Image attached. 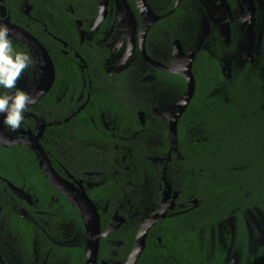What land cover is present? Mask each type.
I'll list each match as a JSON object with an SVG mask.
<instances>
[{
	"label": "trees",
	"instance_id": "trees-1",
	"mask_svg": "<svg viewBox=\"0 0 264 264\" xmlns=\"http://www.w3.org/2000/svg\"><path fill=\"white\" fill-rule=\"evenodd\" d=\"M228 1L232 9L238 8L237 0ZM232 23L234 35L236 25L234 21ZM215 39L210 40H213L215 56L203 50L194 62L195 93L179 120V153H172L173 165L168 164L166 169L171 184L180 191L177 208L173 215L151 228L136 264H225L227 250L221 246L218 237L212 238V232L231 217L236 223L233 249L238 251L240 264H264V244L253 255L249 253L245 219L249 210L264 214V34L261 54L241 63L232 76L225 74L224 67L225 53H234V46L222 45L218 35ZM13 47L21 51L17 42H13ZM54 63L58 73L59 63L57 60ZM116 77L122 79L125 75L121 73ZM128 78L131 79V75ZM59 83L55 81L51 93L29 110L38 109V116L50 120L56 118V114L43 112L47 101L56 110L55 94ZM70 83L71 86L77 83V88L81 86L80 81ZM175 85L176 99H179L187 89V82L182 76L175 75ZM142 89H145L144 94L151 93L147 85L138 81H93L91 100L95 103L94 109L87 106L71 122L62 124L66 132L71 131L78 138L83 136L87 143L119 145L117 149L109 148L108 153L103 149L104 155L98 156L93 169L102 171L107 178L90 191L91 198L101 205L102 228L110 223L116 211L122 212V205L127 209V221L122 227L101 239L100 257L115 262L127 259L143 218L161 194L159 175L165 165L151 162L148 157L166 156L172 145L164 120L158 122L157 118H151L144 125L139 123L136 112L146 110L140 105ZM6 91L0 89V94ZM100 109L118 113V130L110 131L103 126ZM92 110L95 123L89 117ZM29 120L26 117L22 125ZM191 128H199L204 136L192 140L186 138ZM61 129L56 130L54 136L56 133L62 135ZM136 131L138 135L133 138ZM120 135L129 140L122 141ZM156 140L157 147L147 146ZM125 154L129 171L121 170L122 164H118ZM116 170L117 175L108 178ZM7 181L31 193L38 200L37 208L18 198L7 186ZM139 186L143 187V193L138 192ZM194 200L197 203H193ZM106 204H109L108 208ZM0 207V241L20 246L25 258L31 254L29 240L32 236L37 241L41 234L46 238L47 235L59 238L62 224L68 220L78 221L85 233L84 222L76 208L46 180L35 153L24 144L0 146ZM22 210H29L30 215H24ZM110 239L123 243L116 245L110 243ZM231 241L229 236L228 243ZM47 242L48 248H52L53 244L48 239ZM67 250L64 247L57 250L54 246L52 259ZM70 253L69 264H85L84 246L70 248Z\"/></svg>",
	"mask_w": 264,
	"mask_h": 264
},
{
	"label": "flooded vegetation",
	"instance_id": "flooded-vegetation-1",
	"mask_svg": "<svg viewBox=\"0 0 264 264\" xmlns=\"http://www.w3.org/2000/svg\"><path fill=\"white\" fill-rule=\"evenodd\" d=\"M204 1L205 0H0V21L9 19L11 23L27 30L44 44L53 63L55 60L59 63V72H56V78L54 80L60 81L58 92L55 94L57 97L56 110L53 109L52 103L47 101L43 112L48 115L56 114L57 117L50 120L48 117L44 118L38 116V109L28 110L25 114V118L28 117L30 119L29 122L24 126L22 125L17 131H11V133H9L14 136H19L21 135L19 133L20 130L25 129L30 131L32 135H36L40 131V127L44 125L43 133L39 140L49 158L51 167L63 180L69 181L74 184V186L84 189L91 198L90 191L100 185L103 179L107 178L103 175L102 171L93 169L94 166L97 165L98 156L104 155V152L108 153L109 148L117 149L119 145L115 144V147H113L107 146L108 144L105 142H100V147L99 144L95 142L87 143L85 142L87 140L83 136L82 138H78L75 137L71 131L66 132L62 124L71 122L74 117L79 116L87 106H89V109H94L95 103L91 100L93 81H138L139 84L147 85V87L151 89V93L147 94H144L145 89H142V91L144 90L143 94L139 97V99H141L140 105L146 107V110L140 109L136 112L139 123L144 125L147 120L151 118H157L158 122H161V119L166 122L169 132L167 118L161 116L158 111L171 107L182 97L176 99L175 75L180 74L168 70V68L172 67L175 60L178 42L184 53H188L195 49L196 55L193 61L194 65L199 52L205 50L209 53V49L207 48L209 45L213 51V53H209V55L215 56L212 45L213 40L210 42L211 39L216 40L215 35H218L222 45L223 43L225 44V42H231L230 39L232 37V43L230 45L226 44L229 47L234 44L236 40V34L233 35L232 29V22L234 21L236 25V21L231 19L229 22L226 15L224 16V22L214 19L207 9L205 11L204 7L207 8V5ZM147 7L150 8L151 12L156 17L151 23L143 43L149 59L144 55L141 41L143 29L146 28L147 18L149 20L154 18L152 14H148ZM232 10L234 11V9ZM206 12L209 19L219 26L218 32L220 36L216 30L213 31V24L208 20ZM131 27H133L134 31H132ZM223 29L226 30L225 34L223 33ZM227 34L228 37L226 36ZM12 41L19 44L21 51L28 52L34 58L32 51L27 45L13 39ZM53 53L55 55V60L54 57H52ZM36 70L37 65L35 61L33 69L26 70L21 74L16 88L29 94L33 90L34 85L29 90L25 85L27 81H37ZM121 73H123L125 77L122 79L116 77ZM34 74L35 78L33 77ZM129 75H131V79L128 78ZM70 81H80L81 86L77 88V83L71 86ZM185 81L187 82L186 79ZM54 84L48 93H51ZM13 91H15V89ZM155 101L158 102V105L155 104ZM39 102L40 101L29 106V108L36 107ZM142 112L144 114V123L141 122L142 118L139 115ZM93 113L94 111L92 110L89 117L90 120L95 123ZM110 113L111 112L106 113L100 109L101 122L103 126L110 131L115 129L118 130V113ZM56 125L58 126L55 127ZM58 129H61L60 132L63 134L56 133V136H54ZM137 135L138 131L134 132L133 138ZM119 137L124 142L129 140V137L124 135H120ZM157 144L158 140H156L154 144H148L147 146L157 147ZM130 147L131 146L128 148ZM122 148L124 149V147ZM103 149L104 152L102 151ZM173 152L175 151L171 152L170 149L166 156L160 157L155 155L148 157L151 162L164 164L165 168L159 175V181H161L159 190L161 194L155 199L153 209L151 211L149 210L150 213L146 214L143 220L158 208L164 194L166 182L172 186V191L176 190L166 173L168 164L173 165V163L171 164ZM37 161L42 174L46 178L38 159ZM126 162L127 154L118 162L119 165L122 164L121 170L123 171H129L130 169ZM117 173L118 170L111 173L108 178L112 175H117ZM46 180L48 181L47 178ZM56 190L67 199L58 189ZM138 192L143 193V187L139 186ZM29 194L32 197V202H26L31 207L37 208L36 202L38 200L34 199L31 193ZM177 199L175 207L168 210L165 218L173 215L172 212L178 205ZM93 202L96 204L100 213L101 205L94 200ZM105 206L108 208L109 204ZM22 211L24 215H30L29 210ZM121 211L120 213L118 210L116 213L124 217L123 225L127 221L125 213L127 209L125 205L121 206ZM122 225L120 227H122ZM120 227L112 230L111 233ZM62 229V236H59V238L50 235H47L46 238L41 234L37 241L36 238L32 236L29 240L31 254L27 255V258L23 256L22 250L19 248L20 246L16 244L14 246V244H9L7 241L4 242L1 240L0 264H69L71 256L70 248L77 246H84L86 264L87 241L82 239L84 234L87 238L86 227L85 233L82 232L78 221L74 219L63 223ZM47 239L53 244L51 246L52 248H48ZM109 242H113V244L116 245L123 243L122 240L115 242L111 239ZM6 243L9 248L6 246ZM233 243L234 240L230 243L232 244V249ZM54 246H57V250L62 249V247L68 250L66 253L52 259ZM100 251L101 242L98 264H103V261L109 263L115 262L112 259L100 257ZM233 251L238 253L237 250L233 249ZM237 257L239 261V255ZM236 258L234 261H230L229 264H240V261L237 263Z\"/></svg>",
	"mask_w": 264,
	"mask_h": 264
},
{
	"label": "water",
	"instance_id": "water-1",
	"mask_svg": "<svg viewBox=\"0 0 264 264\" xmlns=\"http://www.w3.org/2000/svg\"><path fill=\"white\" fill-rule=\"evenodd\" d=\"M147 11L149 15H153L150 8L147 7ZM155 19V16L150 20L147 18L146 28L143 29V37L141 40L142 49L147 59H149V56L145 51L143 43L145 36L151 26V23ZM0 24L7 25V27L10 29L11 39L22 42L23 44L27 45L28 48H30V50L32 51L37 65V81L34 84L33 90L29 94L35 98L34 104H36L46 94H48L55 82L54 80L56 78V70L53 60L44 44H42L27 30L11 23L9 19L0 21ZM195 55V49L191 50L188 53H184L178 42L175 60L172 67L168 68L169 71L176 72L182 75L187 80V90L182 95V97L171 107L158 111V113L161 114V116L166 117L168 121L169 135L172 143L171 152L175 151L179 153V120L183 113L186 111L189 103L191 102L196 89V81L192 71ZM139 115L142 118L141 122L144 123L143 112ZM2 121L3 117L0 116V146L10 147L15 144H24L27 145L36 154L37 159L39 160L40 167L44 171V174L48 181L62 194H64L71 202V204L76 207L85 224L87 232L86 264H98L101 238L103 236H108L112 230L120 227L124 222V217L116 213L112 217L107 227L102 228L101 215L99 213V210L93 200L89 197L87 192L84 189L74 186V184L70 183L69 181L63 180L51 167L49 158L39 140L42 136L44 125L40 127V131L36 135H32L30 131L22 129L19 132L21 135L14 136L8 132ZM7 184L11 191L18 198L28 201L29 203L32 202L31 195L27 191H25L24 188L15 185L11 181H7ZM179 192V190L172 191V186L169 185L168 182H166L164 194L158 208L143 220V223L138 230L134 247L127 259H125L124 261H116L113 263L103 261V264H136L145 249L146 239L151 228L158 221L163 220L167 216V212L169 209H173L175 207ZM193 203H197V200H194Z\"/></svg>",
	"mask_w": 264,
	"mask_h": 264
},
{
	"label": "rangeland",
	"instance_id": "rangeland-1",
	"mask_svg": "<svg viewBox=\"0 0 264 264\" xmlns=\"http://www.w3.org/2000/svg\"><path fill=\"white\" fill-rule=\"evenodd\" d=\"M204 3L207 5V8L204 7L205 11L207 9L214 19L224 22V16L226 15L229 22L231 19L236 21V40L233 44L234 53L230 51L225 53V74L232 76L234 70L241 63L248 59L253 60L261 54L264 34V0H237L238 8L234 11L230 8L227 0H205ZM208 20L213 24V31L216 30L218 32L219 26L212 22L209 16ZM131 29L134 31L133 27ZM223 30L225 34L226 30ZM226 36L228 37V34ZM232 40L233 38L231 37V42L222 41L230 45ZM207 48L209 49V53L212 54L213 51L210 45ZM33 77L35 78V74ZM35 82L32 80L27 81L25 87L29 90ZM219 90L220 87L216 92ZM202 136L204 135L199 128H191L186 138L192 140L201 138ZM245 218L249 232V253L253 255L258 247L264 244V214L259 210H249L246 212ZM235 224L234 217L228 218L220 223L218 228L212 232V238L218 237L221 246L227 250L226 264L234 261L238 256V253L233 251L232 244L228 243L229 236L232 237V241L235 239ZM82 239L87 241L85 234L82 236ZM211 243H214L212 239ZM236 259L238 263V257Z\"/></svg>",
	"mask_w": 264,
	"mask_h": 264
},
{
	"label": "clouds",
	"instance_id": "clouds-1",
	"mask_svg": "<svg viewBox=\"0 0 264 264\" xmlns=\"http://www.w3.org/2000/svg\"><path fill=\"white\" fill-rule=\"evenodd\" d=\"M34 65V58L28 52L14 49L10 29L0 24V89L8 90L0 94V116L3 125L12 132L21 128L29 106L35 103L34 97L16 88L21 74Z\"/></svg>",
	"mask_w": 264,
	"mask_h": 264
}]
</instances>
